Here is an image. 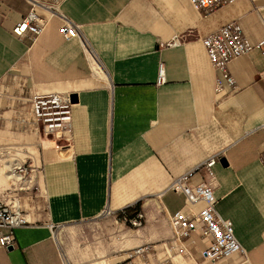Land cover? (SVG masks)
<instances>
[{"label":"crops","instance_id":"crops-1","mask_svg":"<svg viewBox=\"0 0 264 264\" xmlns=\"http://www.w3.org/2000/svg\"><path fill=\"white\" fill-rule=\"evenodd\" d=\"M29 8L27 0H0V157L8 155L0 199L16 202L29 220L14 230L12 246H0V264H67L55 229L104 209L145 197L167 216L184 208L183 195L168 187L210 156L219 157L215 208L232 220L246 258L206 261L207 240L195 231L183 253L167 248L158 264H181L178 256L184 264H264V55L253 48L230 61L235 87L216 94L217 72L201 43L229 21L261 39L264 0H236L207 15L188 0H65L61 12L79 34L69 40L57 16L35 40L14 36ZM159 62L166 82L157 87ZM45 91L77 97L66 148L23 121L30 105L21 98ZM17 164L26 167L22 176L13 172ZM202 179L201 168L191 180ZM149 256L147 264H157Z\"/></svg>","mask_w":264,"mask_h":264},{"label":"built area","instance_id":"built-area-1","mask_svg":"<svg viewBox=\"0 0 264 264\" xmlns=\"http://www.w3.org/2000/svg\"><path fill=\"white\" fill-rule=\"evenodd\" d=\"M65 0H27L30 5L28 12L12 26L11 32L18 38L27 33L35 40L46 28L53 16L60 17L61 25L58 32L66 40L79 37L77 25L69 20L62 12L61 5ZM190 5L203 15H207L221 5L235 2L236 0H188ZM35 8L43 9L47 17L36 13ZM208 60L217 72L215 77V93L223 94L229 88L235 87V79L231 75L228 65L234 58L257 48L264 55V36L253 42L245 33L238 21H229L208 33L201 39ZM170 44V43H169ZM92 57L94 55L92 54ZM166 82L165 68L159 62L155 79V86ZM27 100L30 105V114L23 121L31 126L37 135H42L55 149H63L70 144V126L72 121V102L69 93L61 91H45L32 93ZM264 131V123L260 125ZM218 156H210L201 164L181 173L169 185L168 189L183 195L185 207L168 214L167 222L172 231L173 243L169 250L183 253L186 250L185 240L190 234L199 231L207 240L202 252L208 262H217L240 254L246 258V251L234 234L233 222L229 218L220 216L215 208L216 198L213 193L214 171L213 166ZM260 161L264 167V145L260 151ZM203 169L204 179L193 182L195 173ZM13 170L22 176L26 167L17 164ZM197 205V207H195ZM125 211V209H124ZM122 211V212H124ZM110 211L104 209L101 214ZM124 220L132 225H140V216L133 219L124 215ZM29 224L26 215L21 211L16 202L11 203L0 199V246L8 248L13 245L14 230ZM7 228V232H2ZM264 245V231L262 233ZM141 249H132L129 256L140 254Z\"/></svg>","mask_w":264,"mask_h":264},{"label":"rangeland","instance_id":"rangeland-1","mask_svg":"<svg viewBox=\"0 0 264 264\" xmlns=\"http://www.w3.org/2000/svg\"><path fill=\"white\" fill-rule=\"evenodd\" d=\"M8 150L10 154L17 151ZM32 150L36 149L29 148V151ZM7 156L5 153L0 157V166ZM147 198L127 206L125 211L124 208L108 209L110 213L95 219L68 223L71 227L55 229V237L59 232L56 239L67 264H147V255L158 264L157 259L171 245L170 238L173 241L172 231L161 206L152 204L153 199ZM124 215L131 219L140 216V225L125 221ZM132 249H141V252L129 256ZM178 258L179 263L184 264L182 258ZM237 259L234 257V260Z\"/></svg>","mask_w":264,"mask_h":264},{"label":"water","instance_id":"water-1","mask_svg":"<svg viewBox=\"0 0 264 264\" xmlns=\"http://www.w3.org/2000/svg\"><path fill=\"white\" fill-rule=\"evenodd\" d=\"M69 97H70V101L72 103L77 101V97H76V95L74 93L69 94Z\"/></svg>","mask_w":264,"mask_h":264},{"label":"bare ground","instance_id":"bare-ground-1","mask_svg":"<svg viewBox=\"0 0 264 264\" xmlns=\"http://www.w3.org/2000/svg\"><path fill=\"white\" fill-rule=\"evenodd\" d=\"M14 173H16L15 171H13ZM195 207H197V205H195Z\"/></svg>","mask_w":264,"mask_h":264}]
</instances>
